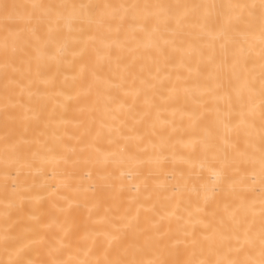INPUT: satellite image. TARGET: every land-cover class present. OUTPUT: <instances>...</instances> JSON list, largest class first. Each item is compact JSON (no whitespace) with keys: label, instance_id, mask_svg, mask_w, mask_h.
<instances>
[{"label":"bare ground","instance_id":"bare-ground-1","mask_svg":"<svg viewBox=\"0 0 264 264\" xmlns=\"http://www.w3.org/2000/svg\"><path fill=\"white\" fill-rule=\"evenodd\" d=\"M0 264H264V0H0Z\"/></svg>","mask_w":264,"mask_h":264},{"label":"rangeland","instance_id":"rangeland-1","mask_svg":"<svg viewBox=\"0 0 264 264\" xmlns=\"http://www.w3.org/2000/svg\"><path fill=\"white\" fill-rule=\"evenodd\" d=\"M202 142H207V139H205V138H204V139H202Z\"/></svg>","mask_w":264,"mask_h":264}]
</instances>
